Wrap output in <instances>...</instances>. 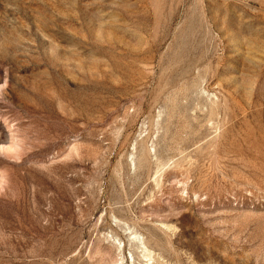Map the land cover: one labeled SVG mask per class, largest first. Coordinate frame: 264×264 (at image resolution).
Returning a JSON list of instances; mask_svg holds the SVG:
<instances>
[{"label":"rangeland","instance_id":"374dc122","mask_svg":"<svg viewBox=\"0 0 264 264\" xmlns=\"http://www.w3.org/2000/svg\"><path fill=\"white\" fill-rule=\"evenodd\" d=\"M0 264H264V0H0Z\"/></svg>","mask_w":264,"mask_h":264}]
</instances>
